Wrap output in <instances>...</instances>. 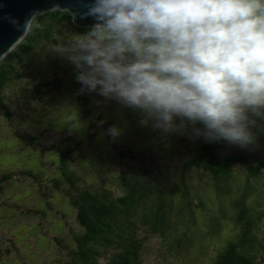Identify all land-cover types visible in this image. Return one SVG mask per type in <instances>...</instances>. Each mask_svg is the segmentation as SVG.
Wrapping results in <instances>:
<instances>
[{
  "label": "rangeland",
  "instance_id": "1",
  "mask_svg": "<svg viewBox=\"0 0 264 264\" xmlns=\"http://www.w3.org/2000/svg\"><path fill=\"white\" fill-rule=\"evenodd\" d=\"M31 63L33 72L36 73L38 67L35 65H38L39 72L46 74L53 85L40 101L30 99L29 94H33L34 89L29 82L15 90L10 87L5 91V101L13 119L7 121L0 112V175L15 170H31L41 182L36 184L32 178L19 175L11 184L0 182V264H70V253L74 250L72 236L81 232V228L75 211L63 197L67 185L58 171L57 154L44 153L41 156L40 153L43 147L58 145L66 136H72L76 143H80L69 161V170L89 184L121 195L122 183L134 174L143 179L148 188L160 183L174 191L180 188L179 198L187 189L200 217L204 209L196 193L211 195L213 182L202 173L185 172L183 168L184 163L196 154L202 137L193 139L191 128L181 135L154 129L151 122L145 126L138 110L98 92L90 93L91 100L87 106L93 109L95 124L92 126L90 120L80 115L77 102L81 91L74 65L49 50ZM74 113L79 120L78 128L73 127L75 121L70 120ZM253 118L257 121L251 128L255 141L243 148L263 151L264 119ZM91 126L95 128L93 139L90 138ZM109 126L117 127L120 134L109 136L105 131ZM33 139L42 145L32 147ZM241 148L224 140L222 151L227 154ZM54 180L59 181L57 189ZM255 189L261 203L253 206L262 214L256 233L264 238V181L256 183ZM229 217L224 220L222 236L203 243L206 246L202 255L199 249H191L196 241L187 229L185 231L186 223L174 221L180 240L173 242L174 231L152 234L147 241L142 264H209L225 242L237 233L235 223ZM199 228L206 230L203 222ZM183 232H186L184 237L181 235ZM261 257H264V249ZM259 264H264V261Z\"/></svg>",
  "mask_w": 264,
  "mask_h": 264
},
{
  "label": "clouds",
  "instance_id": "2",
  "mask_svg": "<svg viewBox=\"0 0 264 264\" xmlns=\"http://www.w3.org/2000/svg\"><path fill=\"white\" fill-rule=\"evenodd\" d=\"M86 8L95 20L87 33L49 45L74 65L81 92L138 110L143 125L164 133L191 128L193 139L254 143L253 117L264 119V0H90ZM70 120L80 126L75 113Z\"/></svg>",
  "mask_w": 264,
  "mask_h": 264
},
{
  "label": "trees",
  "instance_id": "3",
  "mask_svg": "<svg viewBox=\"0 0 264 264\" xmlns=\"http://www.w3.org/2000/svg\"><path fill=\"white\" fill-rule=\"evenodd\" d=\"M89 28L78 26L67 10L56 9L34 19L29 33L0 62V112L7 121L13 119L5 101L8 88L15 90L29 82L34 89V93L29 94L30 99L40 101L53 85L46 74L39 72L38 65H35L38 67L36 73L33 72L32 60L49 50L50 44L60 43L61 40L67 42L73 35L87 33ZM82 87L80 83V89ZM90 93L81 92L77 104L80 115L90 120L93 126V109L87 107L91 100ZM96 117L101 123L100 116ZM92 126L91 139L95 137V128ZM196 126L204 127L201 123ZM109 129L110 126L105 131L110 136ZM43 132L46 133V130ZM43 132L40 133L41 137L44 136ZM223 142H207L202 137L196 154L184 163L185 172L202 173L213 182L211 195L196 193L204 209L200 217L194 210L187 189L183 190L179 198L180 188L174 191L160 183L150 186V189L143 179L134 174L122 183L121 195H115L105 187L89 184L69 170V161L80 146L72 136L64 137L58 145L43 147L41 156L44 153H56L58 156V171L61 180L67 185L63 197L75 211L81 228V232L72 236L74 250L70 253V264H142L145 247L152 234L174 231L173 242L180 240L174 221L186 223L185 231L187 229L196 241L191 249H199L202 255L205 241L222 236L224 220L229 215L237 233L225 242L209 264H259L264 261V257H261L264 238L256 233L262 222V214L253 206L261 203L255 186L264 181V150L241 148L225 154L222 151ZM37 144L38 140L32 143V147ZM130 158L136 160L134 156ZM18 175L32 178L36 184L41 182L31 170L9 171L0 175V182L11 184ZM237 181L243 182L236 184ZM54 183L57 189L59 181L54 180ZM202 222L206 230L199 228ZM181 235L184 237L186 232ZM197 242L200 243L196 245Z\"/></svg>",
  "mask_w": 264,
  "mask_h": 264
},
{
  "label": "water",
  "instance_id": "4",
  "mask_svg": "<svg viewBox=\"0 0 264 264\" xmlns=\"http://www.w3.org/2000/svg\"><path fill=\"white\" fill-rule=\"evenodd\" d=\"M90 0H0V62L25 38L22 26L33 13L38 16L56 9L67 10L78 26L91 27L95 20L85 17ZM37 16V17H38Z\"/></svg>",
  "mask_w": 264,
  "mask_h": 264
}]
</instances>
